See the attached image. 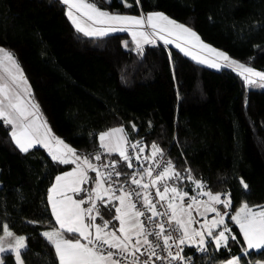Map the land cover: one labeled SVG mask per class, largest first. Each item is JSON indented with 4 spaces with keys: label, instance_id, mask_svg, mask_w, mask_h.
Returning a JSON list of instances; mask_svg holds the SVG:
<instances>
[{
    "label": "trees",
    "instance_id": "1",
    "mask_svg": "<svg viewBox=\"0 0 264 264\" xmlns=\"http://www.w3.org/2000/svg\"><path fill=\"white\" fill-rule=\"evenodd\" d=\"M88 2L110 14L161 12L227 56L264 71V0ZM0 47L14 56L50 130L93 164L110 157L118 161L117 171L133 173L118 154L104 152L97 137L122 126L146 153L155 142L185 176L191 169L213 193L231 194L225 222L237 239H229L226 249L209 247L195 264L234 257H243L240 264L264 262V250L242 253L238 227L229 219L242 202L264 207V88L249 86L230 67L204 65L160 41L138 50L130 31L85 35L61 0H0ZM56 173L41 146L21 152L10 126L0 121V223L26 238L24 264H59L42 235L55 227L47 189ZM130 178L117 179L128 184ZM1 257L2 264H16L11 251Z\"/></svg>",
    "mask_w": 264,
    "mask_h": 264
},
{
    "label": "snow or ice",
    "instance_id": "2",
    "mask_svg": "<svg viewBox=\"0 0 264 264\" xmlns=\"http://www.w3.org/2000/svg\"><path fill=\"white\" fill-rule=\"evenodd\" d=\"M61 2L68 5L69 19L76 29L85 35L104 36L110 32L127 31L126 26L146 24L160 33L167 32L169 36L175 34L177 38H181L186 34L187 37L199 41L194 31L160 13L135 17L110 14L100 10L95 3L88 2V0H61ZM73 9L76 13L86 16L93 24L105 27L86 30L81 26L79 18L74 15ZM157 21L166 23L159 24ZM154 34V32H132L137 49H140V40L152 43L150 36ZM160 39L165 44L172 42L164 35H161ZM176 47L180 48V45L177 44ZM201 47L226 61L225 67L235 65L242 70V75L247 73L245 80L248 84L257 83L250 77H258L260 82H264V72L255 71L251 67H245L234 60H229L225 53L209 49L207 45L201 44ZM181 51H184L185 55H191L183 48ZM0 53L16 70L15 74L8 73V82H0V121L10 126L11 139L23 153H28L30 148L34 147L35 142L49 149L53 161L76 165L75 170L56 177L48 195L52 213L62 231H45L42 235L54 247L59 264H155L153 257L155 260H166L168 264L174 261L190 264L192 257H185L184 248H195L199 252H207L209 247L214 245L219 251L221 248L229 247V239H237L225 222L227 213L222 214L215 207L219 204L225 209L231 208L233 206L231 194L213 193L206 181L192 175L191 169H185L188 173L185 177L182 172L176 170L172 161L168 160L163 162L162 169L154 177L153 168H145L143 165H141L142 171L129 174L116 170L118 167L116 160L97 166L88 156L78 155L75 149L62 139L50 137L42 140L39 129L34 126L37 106L31 100H25L15 90L18 87L17 80L23 81L22 72L10 53L3 49H0ZM193 59H198V57L193 56ZM199 62L207 63L205 60H199ZM209 66L220 67L215 63ZM23 82L26 83V81ZM261 86H264V83ZM132 128L135 130L134 124ZM49 132L50 129H46L45 135ZM98 139L100 147L107 154H118L120 160L125 162L128 168L133 167V159L139 162L141 154L145 151L144 147L140 146V141L129 142L123 127L104 131L98 135ZM128 147L136 153L135 157L129 154ZM151 149L150 156H144L143 159L152 160L157 168H161V162L156 158L163 157V149L155 142L151 145ZM94 159L101 160V154H96ZM101 168L111 169V171H101ZM89 171L95 172L96 176L89 177ZM113 175L117 178L124 176L125 181H128L130 176V183L136 186L135 189L128 191L123 184L114 188L111 183ZM145 176L148 177V182H144ZM185 179L195 186L193 191H196V195H190L189 191L176 186L177 181L183 182ZM90 180L94 187L85 189L83 185L88 184ZM240 183L245 190L248 189L247 183L242 178ZM149 189H155V192L152 193ZM69 191L73 195L80 196V199L68 196L66 193ZM82 193L84 195H81ZM201 195L206 196L207 200L201 201L198 198ZM222 195L226 198L221 199ZM85 204L89 206L82 207ZM101 209L111 218L106 219ZM194 211L202 217L209 212L215 213L217 218L202 223L200 228H195L192 225L199 221L195 220ZM229 219L239 226L243 235L246 243V248L243 250L245 256L251 255V250H264V207L250 206L244 202L235 214L229 216ZM97 220L103 223H95ZM113 221L118 222V227ZM150 224L153 230H149ZM217 229L220 230L217 232ZM0 232L3 234L0 240L14 237L7 223H0ZM66 233L70 236L66 237ZM25 239L23 236H15L14 245H10L7 249L0 244V253L14 251L16 264H24L21 250L27 247ZM173 247L176 249L175 252L172 250ZM157 249L160 251L158 252ZM142 257L146 258L142 259ZM242 258H230L226 264H240ZM0 262H2V257H0Z\"/></svg>",
    "mask_w": 264,
    "mask_h": 264
},
{
    "label": "rangeland",
    "instance_id": "3",
    "mask_svg": "<svg viewBox=\"0 0 264 264\" xmlns=\"http://www.w3.org/2000/svg\"><path fill=\"white\" fill-rule=\"evenodd\" d=\"M67 8H68V5H67ZM68 11H69V8L67 9V14H68ZM73 11V13L74 14H79V13H76L75 12V9H73L72 10ZM153 13H160V14H163V13H161V12H150V13H147V14H144V15H140V16H144V17H146L147 15H149V14H153ZM164 16H166L165 14H163ZM168 17V16H167ZM170 20H173V21H175L176 23H178V24H182V23H180V22H178V21H176V20H174V19H172V18H170V17H168ZM83 24H81V26H83V27H85V29L86 30H89V31H91L92 29H94V27H92V26H89V25H87L86 24V22L87 23H90V25H93V23H92V21H90V20H88L87 19V17L86 16H83ZM86 21V22H85ZM157 23H159V24H165L166 22H163V21H157ZM183 25V24H182ZM97 27L98 28H101V27H105L104 25H97ZM127 27V31H130V32H141V31H143V32H147V33H155L154 35H151L150 36V39L153 41V42H155V41H160V42H162L163 44H165L164 42H163V40L162 39H160V36L161 35H164V37L165 38H167V39H169V40H171L172 42L171 43H169V44H165V45H173V46H176L177 44H179L180 45V47H183L187 52H189V53H191V55L192 56H196V57H198V59H196V60H205V61H207V63H215V64H218V65H220V67H225L224 65L227 63L226 61H224L222 58H220V57H217L216 55H215V53H213V52H211V51H209L208 49H205V48H202L201 47V44H203V45H207V44H204V42L203 41H196L194 38H190V37H187V35H183L181 38H177V35H171V36H169L168 35V33L167 32H165V33H160L158 30H153L152 28H150V27H148L146 24L144 25V26H126ZM186 27V26H185ZM138 39H139V37H138ZM135 42V41H134ZM152 42V43H153ZM143 44H145V42L143 41V40H140V47L143 45ZM135 46H136V42H135ZM137 47V46H136ZM208 48L209 49H213L212 47H210V46H208ZM0 49H3L4 51H6V52H8V53H10L9 51H7L6 49H4V48H2V47H0ZM11 54V53H10ZM12 55V54H11ZM12 57L14 58V56L12 55ZM228 58H229V60H234V61H236L237 63H239V64H242V63H240L239 61H237V60H235V59H233V58H231V57H229V56H227ZM14 60H15V58H14ZM16 65H18L17 63H16ZM10 67H12V65H11V63L9 62V61H7L6 59H4V57H3V54L2 53H0V82H3L4 80H3V75L5 76V78L6 79H8L9 80V76H8V73L9 72H11L12 73V71H10ZM219 67V68H220ZM227 67H230V68H232L233 70H235L237 73H239L240 74V76L245 80V76H248V74L247 73H244L243 75L241 74V72H242V70L241 69H239V68H237L235 65H232V66H227ZM245 67H250V66H246L245 65ZM252 68V67H251ZM20 69V68H19ZM252 69H254L255 71H259V72H264V71H260V70H257V69H255V68H252ZM12 74H14V73H12ZM251 79H253V80H256L257 81V83H255V84H248L247 82H246V80H245V82L249 85V86H253V87H256V86H259V87H262V88H264V86H261V84L262 83H264V82H260L259 81V78L258 77H250ZM23 81H26V79L25 78H23ZM21 79H18L17 80V85H18V87L15 89L16 91H18L19 92V94L26 100V91H27V88H28V82L26 81V83H24ZM32 110V109H31ZM118 127H120V126H116V127H112V128H110V129H113V128H118ZM109 129V130H110ZM107 131V130H106ZM152 151V150H151ZM244 203V202H243ZM242 205H240L238 208H237V210H239V208L241 207ZM236 210V211H237ZM235 211V212H236ZM235 212L233 213V214H235ZM226 218V217H225ZM222 227V226H221ZM237 227H238V231H239V234H240V237H241V239H242V242H243V247L244 248H246V243L244 242V240H243V235H242V233L240 232V229H239V226L237 225ZM220 229H217V231H219ZM226 235H227V233H226ZM22 236V235H21ZM1 254L2 253H0V257H1ZM1 264H2V262H1ZM256 264H258V261L256 262ZM261 264V263H260ZM263 264V263H262Z\"/></svg>",
    "mask_w": 264,
    "mask_h": 264
},
{
    "label": "crops",
    "instance_id": "4",
    "mask_svg": "<svg viewBox=\"0 0 264 264\" xmlns=\"http://www.w3.org/2000/svg\"><path fill=\"white\" fill-rule=\"evenodd\" d=\"M68 9V8H67ZM74 15H76L78 18H79V22H80V24H83V16L79 13V14H74ZM119 15H124V14H119ZM127 16H133V15H127ZM135 17H140V15L139 16H135ZM86 22V21H85ZM86 24L87 25H89V26H92V27H94V28H98L97 27V25H95V24H93V25H90V23H87L86 22ZM186 35V34H185ZM199 40L200 41H202L200 38H199ZM204 42V41H203ZM204 44H207V43H205L204 42ZM207 46H210V47H212L211 45H209V44H207ZM178 48V47H177ZM181 48H183V47H180L179 49L181 50ZM213 49H215L217 52H222V51H220V50H218V49H216L215 47H212ZM184 49V48H183ZM185 50V49H184ZM186 51V50H185ZM184 54H185V52L184 51H182ZM224 53V52H223ZM225 55H226V53H225ZM187 56H189L190 58H192L193 59V56L192 55H187ZM227 56V55H226ZM193 60H195V61H197V62H199V60H196V59H193ZM15 63H16V61H15ZM200 63V62H199ZM202 64H204V65H207V66H209L210 65V63H202ZM19 66V65H18ZM211 67V66H210ZM20 68V67H19ZM213 68H219V67H213ZM20 70H21V68H20ZM10 71H12V73H14L15 74V68H13V67H10ZM21 72H22V70H21ZM22 78H24V76H23V72H22ZM3 82H8V79H6L5 78V76L3 75ZM26 97V100H31L36 106H37V110L35 111V120H34V126L35 127H37L38 129H39V135H40V138L42 139V140H46V139H49L50 137H55V138H58V139H61V138H59L58 136H56L51 130H50V132L47 134V135H45V132H46V129H50L49 128V125H48V122H47V120L45 119V117L43 116V114H42V112H41V110L39 109V106H38V104H37V102L35 101V99H34V96H33V94H32V92H31V89H30V86H29V84H28V88H27V91H26V95H25ZM30 111H31V109H29ZM120 127H122V126H120ZM109 130V129H108ZM102 132H104V131H101V132H99L98 134H97V137H98V135L100 134V133H102ZM99 140V139H98ZM15 143V142H14ZM99 144H100V142H99ZM36 145H39V146H41L46 152H47V154L51 157V154H50V152H49V149L47 148V147H45L43 144H35V142H34V146H36ZM103 151H104V149H102ZM76 151V153L78 154V155H80L81 157H84V155L83 154H81L79 151H77V150H75ZM105 152V151H104ZM56 163V165H57V173L55 174V176L53 177V180H52V182H51V184L49 185V187H48V189H47V201H48V204H49V208H50V211H51V215H52V217H53V220L55 221V227H52V228H49V229H45V230H43V232H45V231H53V230H59V231H62L61 229H60V225L56 222V219H55V216L53 215V213H52V209H51V204L49 203V200H48V195H49V190H50V188L53 186V184L55 183V180H56V177L57 176H61V175H63V174H65V173H67V172H71V171H73V170H75L76 169V165L75 164H60V163H57V162H55ZM95 165V164H94ZM88 175H89V177H95L96 176V173L95 172H91V171H89L88 172ZM83 187L85 188V189H91V188H93L94 187V184L92 183V181L90 180L89 181V183L88 184H85V185H83ZM68 196H72L73 197V199H80V196H76V195H73V193H71L70 191L69 192H67L66 193ZM117 194H119V193H117ZM81 195H84V193H82ZM106 199H107V197H106ZM243 204V202L240 204V205H242ZM239 205V206H240ZM89 205L88 204H85V205H83L82 207H85V208H87ZM238 206V207H239ZM237 207V208H238ZM237 208L235 209V211L237 210ZM234 211V212H235ZM233 212V213H234ZM101 213L102 214H104L105 215V218L106 219H110L111 217L107 214V213H103V209H101ZM233 215V214H232ZM95 223H103V221H101V220H97V221H95ZM113 223L114 224H116V226L118 227V222H116V221H113ZM233 224H235L234 222H232ZM3 234L1 233L0 234V236H2ZM15 236H21V235H15L14 234V237ZM14 237H9V238H4L3 240H0V244H2L3 245V247H5L6 249L7 248H9L10 247V245H14ZM82 242H84V241H82ZM54 248V247H53ZM54 251H55V249H54ZM11 252H13V254H14V258H15V261H16V257H15V252L14 251H11ZM242 253H244V251L242 250ZM56 254V253H55ZM57 256V255H56ZM230 259V258H229ZM57 260H58V257H57ZM228 260V259H227ZM227 260H225V261H223V262H221L220 264H226V261ZM58 263H59V261H58ZM264 264V262L263 261H258V264ZM0 264H1V262H0Z\"/></svg>",
    "mask_w": 264,
    "mask_h": 264
},
{
    "label": "built area",
    "instance_id": "5",
    "mask_svg": "<svg viewBox=\"0 0 264 264\" xmlns=\"http://www.w3.org/2000/svg\"><path fill=\"white\" fill-rule=\"evenodd\" d=\"M127 135V134H126ZM128 140H129V142L130 143H135L134 141H132V140H130L129 138H128ZM127 147V146H126ZM142 147V146H141ZM128 152H129V154H131L133 157H135V155H136V153L135 152H133V150L130 148V147H128ZM164 152V151H163ZM150 154H151V151H149V152H145L144 151V153L143 154H141V160L138 162L137 160H135V159H133L132 160V164H133V172H140V171H142V169H141V165H143V167H145V168H147V167H152L153 168V177L156 175V173L157 172H159L161 169H162V167H163V162L164 161H168V160H170V161H172L171 160V158L169 157V155L166 153V152H164V155H163V157H157L156 158V160L157 161H159V162H161V168H157L156 166H155V163L152 161V160H144L143 159V157L144 156H150ZM113 161V159L112 158H110V157H106V159H105V162H104V164H109V163H111ZM172 163H173V161H172ZM117 170V169H116ZM177 171H179L178 169H176ZM101 171H111V169H102ZM188 175V174H187ZM186 175V176H187ZM184 176H185V174H184ZM185 176V177H186ZM139 178V177H138ZM184 181H186V179L184 180ZM180 182V181H177L176 182V186H178V187H180V188H182L183 190H185V191H189L190 192V195H196L197 193H196V191H193V189H194V185H192L191 183L190 184H187L186 182ZM144 182H148V177H144ZM111 183L113 184V187L114 188H118L121 184H123V186H124V188L126 189V190H128V191H132L133 189H135V185H131V183H128V184H126V183H123V182H119L118 181V179H117V177L115 176V175H113V177H112V181H111ZM149 191L150 192H152V193H154L155 192V189H149ZM201 201H206L207 200V197L206 196H199L198 197ZM226 197L224 196V195H222L221 196V199H225ZM186 202H188V199L186 198ZM138 207H139V205H138ZM215 207L217 208V210L218 211H220L222 214L223 213H227L228 212V209H225V208H223V205H215ZM201 211H203V209L201 208ZM193 216H194V218H195V220H197V221H199V223H195V224H193L192 225V227H195V228H200V226H201V224L202 223H204V222H206V221H211V220H213V219H215V218H217L216 217V214L215 213H211V212H209V213H207L205 216H200V215H198L195 211L193 212ZM143 219V218H142ZM161 222H163V221H161ZM228 226H229V228L231 227V225L230 224H228ZM149 230H153V226L150 224L149 226ZM149 239H153L152 237H149ZM173 252H175L176 251V249H175V247H173ZM157 251L159 252L160 251V249H157ZM202 253H205V252H199V251H197L195 248H184V255H185V257L187 258V257H192V261L190 262V264H195V259H196V257L198 256V255H200V254H202ZM163 255H166V253H162ZM139 255V254H138ZM144 258H146V257H142V259H144ZM153 260H154V262H155V264H168V261H160V260H155V257H153ZM172 264H182V262H180V261H174V262H172Z\"/></svg>",
    "mask_w": 264,
    "mask_h": 264
},
{
    "label": "water",
    "instance_id": "6",
    "mask_svg": "<svg viewBox=\"0 0 264 264\" xmlns=\"http://www.w3.org/2000/svg\"><path fill=\"white\" fill-rule=\"evenodd\" d=\"M53 146H55V145L53 144Z\"/></svg>",
    "mask_w": 264,
    "mask_h": 264
}]
</instances>
